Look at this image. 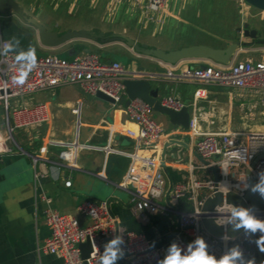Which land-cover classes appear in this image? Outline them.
Wrapping results in <instances>:
<instances>
[{"label":"crops","instance_id":"1","mask_svg":"<svg viewBox=\"0 0 264 264\" xmlns=\"http://www.w3.org/2000/svg\"><path fill=\"white\" fill-rule=\"evenodd\" d=\"M17 1L26 17L10 12L7 15L1 14L0 18V32L10 41L12 49L19 55L27 54L31 49L35 51L36 57L57 54L70 58L71 49L78 45L79 41H72L57 48L47 47L41 42L39 30L33 22L37 21L48 30L59 33L67 29L121 33L158 47L142 38L145 31H150L152 35L159 33L165 21L171 19L176 20L177 26L184 21L191 23L186 10L196 5L199 8V4L208 0H167L162 11L153 13V19L144 14L141 5L134 0H104L106 17L111 16L113 21L118 11L123 25L121 27H105L100 23L83 25L77 20L65 21L57 17L60 10L65 8L64 4H67L69 15L78 0ZM99 1L91 0V5L94 6ZM136 8L138 16L126 26V20L136 12ZM232 39L234 38H221V44L194 40L190 42L192 44L182 43L180 47L193 44L226 47ZM83 43L85 47L77 54L99 52L104 61L119 60V55H125L128 61L131 60L129 64L134 66L142 64L150 71L161 74L166 71L161 61L146 57L140 60L123 44L102 46L90 42ZM244 52L247 56L241 59L242 61L264 59V47L246 46L239 54ZM239 54L237 60H240ZM208 62L182 61L178 69L202 66ZM150 80L153 89H159L160 99L173 95L185 106L190 107L191 114L196 103L198 108L214 121L213 124L203 122L204 130H264L263 94L260 92L217 84L177 81L163 76ZM20 99L21 103L26 104L46 102L51 119L49 123L32 126L29 127L30 130L20 132L22 143L18 144L16 151L0 156V264H64L61 257L38 250L50 235L45 221L46 203L38 194L41 191L52 197L54 207L75 215L82 223L88 222L78 210L83 200H111L113 213L121 224L129 230L146 235L155 247H163L168 252L170 246L175 244L176 234L181 230L178 218L172 215L170 219L163 216H151L149 220L146 219L141 212L135 210L131 204V193L125 188L134 189L142 183L141 179L145 178L149 171V177L152 175L154 168L149 169L145 164L136 162L129 181L125 187L122 186L133 164L129 154L135 151L136 146L135 139L128 134V130L137 129V124L124 111L125 105L108 103L86 92L81 85L73 83L62 84ZM17 103L18 100L14 104ZM76 108L78 112L74 111ZM171 139H178L185 144L173 143L168 147L166 169L163 168V171L169 186L187 181L192 175H197L200 179L213 177L211 169L199 168L202 162L195 155L194 143L187 135L164 137L158 148L145 152L157 158L162 166L164 145ZM72 143L83 145L77 154L78 167L58 166L54 164L56 162L48 161L41 163V189L36 191L35 168L31 154L37 153L42 145H47L46 156L56 161L64 146ZM67 180L72 182L71 186H66Z\"/></svg>","mask_w":264,"mask_h":264},{"label":"built area","instance_id":"2","mask_svg":"<svg viewBox=\"0 0 264 264\" xmlns=\"http://www.w3.org/2000/svg\"><path fill=\"white\" fill-rule=\"evenodd\" d=\"M141 5L144 14L153 19V13L162 11L167 0H134ZM241 6L245 0H239ZM1 18V13H0ZM9 40L0 32V107L4 111V120L0 117V156L16 151L9 145L15 140L13 132L16 129L49 123L51 114L46 102L34 104H11V98H23L39 91L52 89L66 83L79 84L83 89L95 95L102 91L111 96L116 104L125 95L123 80L126 78L156 79L160 76L177 81H192L207 84H217L224 87L247 89L263 94L264 104V59L258 61L237 60L228 64L209 61L206 66L182 67L177 64L163 63L166 71L161 74L156 71L142 69L133 64H125L119 60L104 61L99 52H86L67 58L57 54L37 56L35 64L31 59L20 60ZM27 72L24 83L16 82L18 75ZM163 105L181 110L185 104L177 97L170 95L161 99ZM78 112L76 108L74 110ZM127 116L137 124L136 130H128L135 139V151L129 155L133 159L127 180L129 181L135 163L141 162L149 169L142 183L134 189L125 187L131 193V204L146 219L152 216L178 218L181 230L175 236V244L181 249V255L188 252V245L202 238L207 245L209 255L220 259L233 248H239L244 261L258 260L252 252V241L249 234L243 232L237 237L227 235V229L238 218H234L232 210L237 208L226 198L213 210H204L203 203L209 195L218 188L222 192L236 191L244 196L249 189L247 169L251 176L261 183L264 173V130L263 131H210L202 128V123L213 124L214 121L194 104L189 128L176 126L166 131L162 123L154 116L152 107L142 99H135L125 106ZM187 135L194 143L196 151L211 165L217 167L220 179L215 182L213 177L200 179L197 175L189 180L170 185L157 158L148 154L147 150L156 149L164 137ZM83 147L79 143L66 144L58 154V160L52 161L46 155L48 146L42 145L37 153L31 154L35 168V189L40 188V177L43 169L40 164L56 162L58 166L77 168L78 150ZM219 157H216V156ZM216 157L217 159H212ZM255 167L252 163L257 159ZM201 169H210L209 165L200 164ZM66 186L72 182L67 180ZM41 189V188H40ZM169 196L167 197V194ZM45 201V221L50 229V235L38 250L61 257L64 264H101L105 245L115 238H120L124 255L120 260L129 264H159L168 254L165 248L155 247L144 234L129 230L121 224L109 206V200H83L78 210L87 219L82 223L75 215L65 213L53 206V199L44 191L38 192ZM250 215L264 221V208H256L249 204ZM205 218L214 219L223 229L222 237L209 234L203 227ZM260 239V232L256 233ZM90 240L92 251L89 257L83 258L81 244ZM115 264H118L116 261ZM264 264V260L262 262Z\"/></svg>","mask_w":264,"mask_h":264},{"label":"water","instance_id":"3","mask_svg":"<svg viewBox=\"0 0 264 264\" xmlns=\"http://www.w3.org/2000/svg\"><path fill=\"white\" fill-rule=\"evenodd\" d=\"M245 1L253 7L264 10V0ZM10 12H14L23 17H26L17 0H0V13L7 15ZM33 23L39 30L41 42L47 47L57 48L72 41H79L80 43L71 49V57L77 55V53L85 47V43L83 42H90L102 46L123 44L131 49L133 53L139 57L152 58L172 65L189 60L215 61L223 64H228L237 57L243 47H246L248 44H250V41L243 40L242 37L250 38L251 40H253L252 42L264 45V38H260L259 30L256 28H250L249 22H244L243 26L239 27V30L242 29L243 36L237 39H233L226 47H213L207 44H193L172 50H165L160 47L151 46L148 43L137 41L135 38L121 33L107 34L105 31L92 32L86 29H67L64 32L59 33L57 31L48 30L45 25L37 21ZM126 64H128V60ZM202 66L206 65L204 64ZM123 84L125 86V95L121 98L119 104L128 106L131 101L135 99H142L152 107L155 117L156 113H162L169 118L172 125L182 126L185 129L189 128L191 118L190 107L184 106L181 110L177 111L173 108L163 105L159 97V89H153L152 82L149 78H126L123 80ZM95 95L97 98L102 99L108 103L114 105L116 104L115 100L111 96L102 91L97 92ZM173 143L185 144L178 139H171L164 145L162 153V167L164 169H166L165 158L167 155L168 147ZM194 153L203 164L209 165V168L213 173L215 182H218L220 176L217 167L211 165V162L202 157L196 150ZM216 157L219 156L217 155ZM258 159L259 158H257L252 163V167H255ZM247 175L249 181V189L244 196L233 190L224 193L216 188L214 193L206 197L202 208L204 210H213L224 200V198L234 204L237 208L247 209L249 207V204L256 208H264V196L261 195L259 188L257 187V185L264 187V184L252 178L251 169L249 168L247 169ZM253 188H256V191H253ZM168 196L169 193L167 194V197ZM109 206L113 213V210L111 208V200H109ZM165 218L170 219L168 217ZM237 223H239V219L236 220L226 231L227 235L231 238L237 237L238 235L245 232V229L243 227L236 228ZM202 225L209 234L215 237H222L225 234V230L223 229V227H221L214 219L205 218L202 221ZM249 236L253 244L252 252H255L258 257V260L255 264H262L264 260V252H262L260 250V247H258L257 245V241L259 240V238L256 233L249 234ZM80 247L82 250L83 258L89 257L90 252L92 251L90 240L82 243ZM117 262L118 264H129L127 261H123L120 259H118ZM84 264L87 263L85 262Z\"/></svg>","mask_w":264,"mask_h":264},{"label":"rangeland","instance_id":"4","mask_svg":"<svg viewBox=\"0 0 264 264\" xmlns=\"http://www.w3.org/2000/svg\"><path fill=\"white\" fill-rule=\"evenodd\" d=\"M105 1L100 0L93 6L91 5V0H78L69 15H67V4H64L65 8L60 10L61 12L57 17L65 21L77 20L82 22L81 24L83 25H95L100 23L105 27L123 26L120 21L121 15L120 13L118 14V11L116 14L117 16L113 21L111 16L108 18L106 17L107 11ZM185 13H188L187 17L191 20V23H186L184 21L177 26L175 19H171V21L167 20L163 24L161 32L152 35V33L147 30L142 38L158 47H163L166 50L177 49L185 43L192 44L190 42L194 40H203L213 44H221V38L237 39L242 37L243 32L242 29L239 30V27H242L244 22H249L250 28L258 29L260 32V38H264V10L253 7L247 2L244 6H241L239 0H208L199 4V8L197 5L188 8ZM137 16L138 8H136V12L126 20V26L130 25L133 19ZM242 38L243 40L250 41V44L247 45L250 48L264 47V45L252 42L253 40L250 38ZM133 55L140 60H143L144 58L136 56L135 54ZM246 56L247 54L245 52L240 53L238 59L241 60ZM118 59L123 63H126L127 61L125 55H119ZM17 100L21 102L20 98H11L10 103L14 104ZM0 117L2 122H5L2 107H0ZM156 118L162 123L166 131L169 132L176 128V126L171 124L169 118L165 114L156 113ZM28 130L30 129H16L13 132L16 141L11 140L9 145H12L14 149H17L18 144L22 143L20 132ZM212 159L217 158L213 157Z\"/></svg>","mask_w":264,"mask_h":264},{"label":"clouds","instance_id":"5","mask_svg":"<svg viewBox=\"0 0 264 264\" xmlns=\"http://www.w3.org/2000/svg\"><path fill=\"white\" fill-rule=\"evenodd\" d=\"M20 60L31 59L32 63L35 64L37 61L34 50H29L27 54H23L19 57ZM18 75L16 82L19 84L24 83L28 73L23 72ZM261 183L264 184V173L261 174ZM262 196H264V187L257 185ZM256 191V188H253ZM234 218L239 219V223L236 224V228L243 227L247 234H255L260 232L264 234V221L257 219L253 215L249 214L247 209L234 208L232 210ZM123 241L120 238H115L109 241L104 248L101 264H115V262L122 258L124 253L120 248ZM258 247L264 252V235H261L257 241ZM207 245L202 238H198L193 244L188 245V252L181 255V249L176 244H172L168 250V254L164 257L159 264H255V260L244 261L243 253L239 248H233L229 253L225 254L220 259H216L207 252Z\"/></svg>","mask_w":264,"mask_h":264},{"label":"trees","instance_id":"6","mask_svg":"<svg viewBox=\"0 0 264 264\" xmlns=\"http://www.w3.org/2000/svg\"><path fill=\"white\" fill-rule=\"evenodd\" d=\"M102 59H103V56H102ZM131 61V60H130ZM130 61H128V63H130ZM139 65V64H138ZM139 67L140 68H142V69H148V68H145L144 66H142V64H141V66L139 65ZM148 70H150V69H148Z\"/></svg>","mask_w":264,"mask_h":264}]
</instances>
